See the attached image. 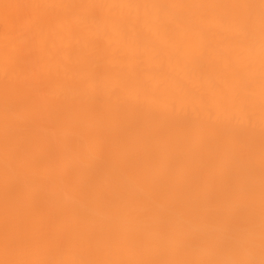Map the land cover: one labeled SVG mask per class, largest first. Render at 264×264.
<instances>
[{"label":"bare ground","instance_id":"6f19581e","mask_svg":"<svg viewBox=\"0 0 264 264\" xmlns=\"http://www.w3.org/2000/svg\"><path fill=\"white\" fill-rule=\"evenodd\" d=\"M0 264H264V0H0Z\"/></svg>","mask_w":264,"mask_h":264}]
</instances>
